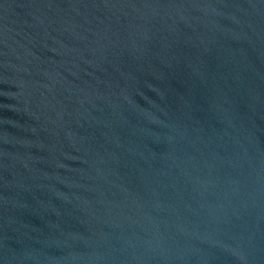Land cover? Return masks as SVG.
<instances>
[{
  "label": "water",
  "instance_id": "water-1",
  "mask_svg": "<svg viewBox=\"0 0 264 264\" xmlns=\"http://www.w3.org/2000/svg\"><path fill=\"white\" fill-rule=\"evenodd\" d=\"M0 264H264V0H0Z\"/></svg>",
  "mask_w": 264,
  "mask_h": 264
}]
</instances>
